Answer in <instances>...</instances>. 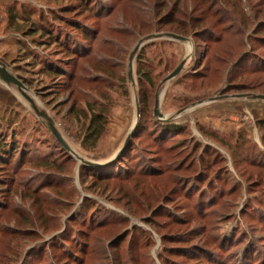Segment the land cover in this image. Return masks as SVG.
<instances>
[{
    "label": "rangeland",
    "instance_id": "1",
    "mask_svg": "<svg viewBox=\"0 0 264 264\" xmlns=\"http://www.w3.org/2000/svg\"><path fill=\"white\" fill-rule=\"evenodd\" d=\"M8 2L31 15L1 9L0 70L25 89L0 79V127L30 152L0 184V264H264V0ZM53 12L81 20L80 54L25 36L65 24ZM91 111L105 125L83 148Z\"/></svg>",
    "mask_w": 264,
    "mask_h": 264
},
{
    "label": "trees",
    "instance_id": "2",
    "mask_svg": "<svg viewBox=\"0 0 264 264\" xmlns=\"http://www.w3.org/2000/svg\"><path fill=\"white\" fill-rule=\"evenodd\" d=\"M78 3L82 10H86L92 13L99 14L102 11V3L107 0H73ZM75 9V8H74ZM5 14H8V22L15 23L18 18L22 19L24 22L29 21L30 13L26 10L19 14L13 6H5ZM54 13V12H53ZM57 19H62L65 24L56 25L49 20L33 21L31 27L26 31L25 36L33 37L39 34V39H33V44L37 47H43L55 45L60 52H64L67 56H76L80 54V47L82 43H86L87 35L83 31L82 25H80L81 20H75L72 18H62L53 14ZM31 58L34 60V64L39 65L46 72L47 75H52L53 77H59L62 74H67V69L63 67L62 61L54 58H50L46 54L42 53H32ZM143 59V56H141ZM139 63H145V61L139 59ZM144 78H147V73H143ZM89 116L88 124L86 127V132L82 139L81 145L86 148L85 145L93 139L96 141L103 133L105 125V116L100 112H93ZM264 125V124H263ZM29 149L25 141L19 140L15 137L13 131L7 128L0 127V184L4 182L5 179L10 180L11 178H6L7 166H15L22 161L27 154ZM25 160V159H24Z\"/></svg>",
    "mask_w": 264,
    "mask_h": 264
},
{
    "label": "water",
    "instance_id": "3",
    "mask_svg": "<svg viewBox=\"0 0 264 264\" xmlns=\"http://www.w3.org/2000/svg\"><path fill=\"white\" fill-rule=\"evenodd\" d=\"M166 36L169 37L170 39L178 40V41L187 40L186 38H183V37L177 36V35H172V34H166ZM151 37H153V36H151ZM146 40L148 41L149 38H147ZM143 45H144V41H140L136 45V47L134 48V50H133V52H132V54L130 56V61H129L130 74L132 73L133 56L137 53V51L141 47H143ZM185 64H186V60H184L180 64H178V66L173 70V72L171 74H169V76L163 81V84H166V83L170 82L172 79H174L175 77H177L181 73V71L184 69ZM0 79L3 82H5V83H12L13 85H15L23 93V90L25 89L24 85L20 82V80L18 78H16L15 76L10 74L9 72H7L5 70H0ZM253 98L264 100V96L263 95H258V96L255 95V96H253ZM211 101H214V100H211ZM33 106H34V103H33ZM154 106H155L154 114H155L156 118H158L159 120L164 121V122L165 121H170L171 118L170 119H165L164 117H162L161 114L158 113L157 95H156V100H155V105ZM40 117L45 120V122L47 124V129L50 131V133L53 135V137L56 138L66 150H68V151H70L71 153L74 154V152L62 140V138L60 137L58 132H56V130L53 128L52 123H51L50 119L48 118V116L44 112H41V116ZM77 158H78L80 164H89V165L92 164L91 162L85 161L84 159H82V158H80L78 156H77Z\"/></svg>",
    "mask_w": 264,
    "mask_h": 264
},
{
    "label": "crops",
    "instance_id": "4",
    "mask_svg": "<svg viewBox=\"0 0 264 264\" xmlns=\"http://www.w3.org/2000/svg\"><path fill=\"white\" fill-rule=\"evenodd\" d=\"M9 2L8 0H0V14H1V9H2V6H5L7 5ZM2 39V38H0Z\"/></svg>",
    "mask_w": 264,
    "mask_h": 264
},
{
    "label": "bare ground",
    "instance_id": "5",
    "mask_svg": "<svg viewBox=\"0 0 264 264\" xmlns=\"http://www.w3.org/2000/svg\"><path fill=\"white\" fill-rule=\"evenodd\" d=\"M165 91V90H164ZM164 91H163V94H164ZM161 93H158L157 94V104H158V109H159V105H160V101H161V99H162V96H163V94H161Z\"/></svg>",
    "mask_w": 264,
    "mask_h": 264
}]
</instances>
